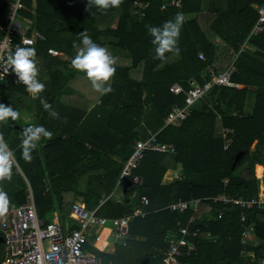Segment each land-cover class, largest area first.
<instances>
[{
	"label": "trees",
	"instance_id": "16d2710c",
	"mask_svg": "<svg viewBox=\"0 0 264 264\" xmlns=\"http://www.w3.org/2000/svg\"><path fill=\"white\" fill-rule=\"evenodd\" d=\"M12 1L0 0V25ZM142 1L149 3L144 15L133 0H123L120 7L107 11L86 10L87 0H22L21 18L25 15L34 27L28 33L35 29L45 37L33 46L39 79L46 85L42 95L59 117L52 118L10 71L0 80V103L11 105L21 117L0 124V132L31 184L38 215L44 216L53 207L65 211L63 199L68 193L82 196L85 206L96 208L99 216H130L125 245H116L112 252L91 251L98 264H160L169 240L179 236L184 226L195 233L187 238L196 250L180 257L179 264H264V208L243 209L236 202L211 200L220 193L246 200L257 196L256 166L263 169L264 189V33L247 39L257 18L253 5L264 0H183L181 7L164 10L160 8L164 0ZM205 1H209L206 9ZM178 12L185 17L180 52L157 60L148 27L162 25ZM85 30L100 46L128 53L118 58L108 50L117 65L113 91L107 95L95 92L86 75L72 67L77 51L73 42L79 44V34ZM14 42L20 44V35ZM50 47L62 55L51 56ZM199 51L204 60L198 58ZM231 62V80L242 87L213 85L186 119L164 126L170 109L184 103L183 93L169 90L172 84L185 90L191 83L203 84L210 79L208 66L218 73ZM250 90L254 101L248 112ZM97 101L104 115L89 136L82 137L75 130L91 117ZM26 117H34L53 133L52 139L41 141L31 163L21 158L20 149L22 129L29 123ZM143 124L154 131L163 126L157 140L174 146L171 160L180 166L184 179L161 184L169 158L165 152L152 151L134 170L142 177L140 184L119 178L133 142L143 135ZM224 127L233 130V142L227 149L223 148ZM84 175L88 176L82 192L78 181ZM194 175L199 179L190 178ZM16 176L13 168L11 181L0 184H10ZM52 194L58 201L55 205ZM24 197L22 186L11 199L20 204ZM178 198L202 200L196 212L169 210L168 205ZM242 213L244 221L240 220ZM249 226L252 232L243 243L242 233ZM3 245L0 230V259Z\"/></svg>",
	"mask_w": 264,
	"mask_h": 264
},
{
	"label": "built area",
	"instance_id": "2783aa9c",
	"mask_svg": "<svg viewBox=\"0 0 264 264\" xmlns=\"http://www.w3.org/2000/svg\"><path fill=\"white\" fill-rule=\"evenodd\" d=\"M183 0H164L160 4L161 9L179 8ZM134 7L142 10L139 13L144 15L143 10L149 5L148 2L142 0H133ZM24 9L22 0H14L9 4L5 14V21L0 25L2 36L0 37V46L8 45L13 51L15 50V38L20 35V44L23 41L30 40L33 46L37 40H43L44 34L30 30L31 26L27 24L24 18H21V10ZM257 18L253 23L248 37L264 33V2L256 5ZM244 44L238 52L243 49ZM47 52L53 56H61L62 52L56 48L50 47ZM6 51L4 59H0V64L6 60ZM198 58L205 59L203 52L198 53ZM234 60V59H233ZM11 70H9L10 73ZM207 71L210 79L203 84H195L188 89L174 83L169 90L175 94H184V103L182 106H173L165 116L163 123L165 125L176 124L186 119L191 112L194 104L200 100L213 85L236 87L237 83L231 80L233 72L232 62L223 71L216 73L212 67L208 66ZM3 72V67H0ZM7 73V74H9ZM6 75V74H5ZM223 138L225 140V148H228L233 141V130L231 128L223 129ZM148 151L152 152H174V146L169 143H161L157 140V133H152L145 139H137L134 142L131 154L125 160L119 178H131L135 184L141 183V178L134 174L141 159ZM16 172H21L18 164L14 167ZM226 183V180H224ZM214 202H223L225 204L236 202L243 209L256 207L264 208V191L261 189L257 196L251 199H234L225 194H218L212 198ZM201 199L191 198L188 200L178 199L169 204L172 211H184L191 209L196 212ZM146 202V200H143ZM10 212L4 221H0V230L4 235V251L0 259V264H98L97 259L92 254L84 250L87 242V233L89 225L105 224L109 222L116 229V236L119 239L127 235L128 217L112 218L107 220L96 214V209H88L79 202H74L70 209V218H72L77 227L67 229L59 214H54L52 220H45L38 216L32 192L28 186L26 201L20 204H12ZM220 217V215H218ZM193 220V217L190 219ZM241 221L245 220L242 213ZM252 226H249L242 233V242L244 243L250 233ZM195 233H189L186 228L179 230V236L169 240V246L165 251L160 264H179V259L183 255H190L196 250L194 242L188 240V236ZM47 241V246L45 242ZM252 255V253H251Z\"/></svg>",
	"mask_w": 264,
	"mask_h": 264
},
{
	"label": "clouds",
	"instance_id": "9594fccd",
	"mask_svg": "<svg viewBox=\"0 0 264 264\" xmlns=\"http://www.w3.org/2000/svg\"><path fill=\"white\" fill-rule=\"evenodd\" d=\"M123 0H87L86 10L90 11L93 7L100 11H107L110 8H118ZM185 23L183 13L178 12L173 19L166 20L159 26H149L148 33L152 37L151 43L154 45L155 59L165 61L167 54H179V39L181 29ZM80 43L73 42V47L77 49L76 55L72 59V67L86 75L93 90L100 95H107L113 91L111 82L116 75V58L106 49L100 46L91 38L87 30L80 32ZM25 46L17 44L13 51L7 44L0 46V59H4L6 51V60L0 67V80L9 70L15 73L17 83L23 84L27 93L33 99H38L42 107L52 118H58L52 105L43 97L46 85L40 81V70L38 68L37 51L30 40L23 41ZM21 114L11 105L0 103V124H6L9 120L15 122L19 120ZM53 133L43 125L28 124L22 129L20 137L21 158L26 163L33 160L35 152L42 140L52 139ZM18 161L15 153L10 148L5 139L4 133L0 132V182L11 181L13 168ZM11 199L8 193L0 188V221L6 220L10 208H12Z\"/></svg>",
	"mask_w": 264,
	"mask_h": 264
},
{
	"label": "crops",
	"instance_id": "0c3cea01",
	"mask_svg": "<svg viewBox=\"0 0 264 264\" xmlns=\"http://www.w3.org/2000/svg\"><path fill=\"white\" fill-rule=\"evenodd\" d=\"M24 4V3H23ZM208 4H209V1L208 2H204L203 3V7H204V9H206L207 8V6H208ZM256 5L257 4H254L253 5V8H256ZM24 8H25V5H24ZM22 15V14H21ZM191 16H193V15H189V16H187V17H191ZM23 18L26 20V22H27V24H29L30 26H31V29H33L34 27H33V25H32V23L28 20V18L24 15L23 16ZM35 30V29H34ZM38 31V30H37ZM40 32V31H39ZM249 38V37H248ZM247 38V39H248ZM108 50L115 56V57H118V58H124V57H126V56H128V53H127V51H125V50H121V49H118V48H116V47H113V46H111V47H108ZM118 52H119V54H118ZM199 52H202V51H199ZM198 52V53H199ZM62 55V54H61ZM197 56H198V54H197ZM234 59V57L232 58V60ZM230 65V64H229ZM191 82H192V80H191ZM196 83H191V86H193V85H195ZM190 86V87H191ZM226 87V86H225ZM236 87H242V85H240V84H238L237 83V86ZM251 92L249 93V96H248V98H247V104H246V111H248V112H250L251 111V109H252V106H253V101H254V96L252 95V90H250ZM96 106H93L92 107V110L90 111V115H91V117L89 118V117H87L82 123H81V126H80V128H78V130H75L80 136H84V137H88L89 136V132H90V130H92V129H94V127L96 126V125H98V123L100 122V120H101V118L103 117V115H104V112L102 111V110H99L98 108H99V106H97V105H99V102L97 101L96 102V104H95ZM183 105V104H182ZM181 105V106H182ZM26 119L27 120H29V123L28 124H36V125H38L37 123H36V121L34 120V117L31 119V117H26ZM163 127V126H162ZM162 127H160L158 130H156V131H154V130H152V129H150L149 127H147V125L146 124H143L142 126H141V131H142V136H141V138H139V139H145V138H147L148 136H150L152 133H157ZM224 128H229V127H224ZM223 128V129H224ZM222 139H223V148L224 149H227V148H225V140H224V138H223V132H222ZM137 140V139H136ZM135 142V141H134ZM134 142H133V145H134ZM233 142V141H232ZM170 144V143H169ZM132 149H133V146H132ZM14 152V151H13ZM132 152V151H131ZM165 153H167V157L169 158V160L167 159V162H168V168H167V170H166V172H165V174H164V176H163V178H162V181H161V184H164V185H167V184H170L171 182H173L174 180H178V181H180L181 179H184L185 177H184V173H183V171H182V169L180 168V166L178 165V164H176V163H174L171 159H172V154L174 153V152H165ZM131 154V153H130ZM125 162V161H124ZM124 162H123V164H124ZM18 164V166H19V168H20V171L21 172H16L15 171V168H14V173L17 175L13 180H12V183H10V184H7V185H2V184H0V187L1 188H3V190L4 191H6L7 193H8V196H9V198L11 199V197L14 195V193L15 192H17L19 189H21L22 188V186H23V189H24V192H25V197H24V201L23 202H25L26 201V195H27V192H28V186H29V188H30V190H31V192H32V195H33V200H34V203H35V207H36V211H37V205H36V202H35V195H34V192H33V189H32V187H31V184H30V182L28 181V178L26 177V175H25V173L23 172V170L21 169V167H20V165H19V163H17ZM257 167H260V169H261V173L260 174H257ZM121 172V171H120ZM87 176L88 175H84L79 181H78V189L80 190V191H82V192H84L85 191V189H86V182H87ZM140 178H141V180H142V177L140 176V175H138ZM255 176H256V178L258 179V181H259V190L261 189V185H262V182H263V169H262V167L261 166H256V168H255ZM190 178H192V177H190ZM224 180H226V182H227V179H224ZM224 180H223V183H225L224 182ZM50 187V186H49ZM48 187V188H49ZM259 190H258V192H259ZM112 193H113V191H112ZM111 193V194H112ZM110 194V195H111ZM220 194H225V193H220ZM226 195V194H225ZM217 196V195H216ZM52 198L51 199H53V204L55 205V204H57L58 203V201H57V199L55 198V195L54 194H52V196H51ZM213 197H215V196H213ZM213 197H211V200L213 201ZM178 199H183V198H178ZM178 199H176V200H178ZM191 199V198H190ZM199 199H201V198H199ZM175 200V201H176ZM183 200H188V199H183ZM202 200V199H201ZM71 201H73L72 203H74V202H79V203H81V204H83L84 206H85V203H84V200H83V198H82V196H79V195H72V194H68V193H66L65 195H64V199H63V204H67L66 206V208H65V211H60L58 208H55V207H53L50 211H48L47 213H51V217H50V219H48L47 218V213L44 215V216H39V217H41V218H44L45 220H52V218H53V215L56 213V214H59L60 216H61V218H62V220H63V224H64V226L67 228V229H71V228H74V227H71V228H69V226H68V223H67V221H65L64 220V217H68L69 219H72V218H70V209H71V205L72 204H70V202ZM11 202H12V204H16L14 201H12V199H11ZM22 202V203H23ZM214 202V201H213ZM171 204V203H170ZM239 205V204H238ZM169 206V205H168ZM86 207V206H85ZM87 208V207H86ZM169 208V207H168ZM69 209V212H66V210H68ZM94 209H96V208H94ZM170 210V209H169ZM172 211V210H171ZM185 211V210H184ZM184 211H177V212H184ZM37 214H38V211H37ZM99 216V215H98ZM99 217H102V218H105V219H107V220H110V219H112V218H121V217H128V226H129V222H130V219H131V217L130 216H121V217H105V216H99ZM193 216H191V218H192ZM190 218V219H191ZM73 220V219H72ZM189 221H191V220H189ZM105 224H109L112 228V235L111 234H107V235H105V236H101L99 233H97V232H95L94 233V235L91 233V232H89L88 231V235H87V238H88V236H94V239H95V241L97 242V244H98V247H99V250L98 251H101V252H112L113 251V249L115 248V246L116 245H125L126 244V242H127V238H128V226H127V235L124 237V238H122V239H119L117 236H116V229H115V227L112 225V224H110L109 222H107V223H105ZM105 224H103V225H105ZM95 225H101V224H95ZM76 227H77V224H76ZM181 228H186L187 230H188V228H187V226H184V227H181ZM181 228H179V230L181 229ZM108 231V230H107ZM107 231H104V232H107ZM189 231V230H188ZM190 233V232H189ZM101 242V243H100ZM86 245L87 246H89V242L87 243H85V245H84V250H85V248H86ZM3 251H4V245H3V250H2V253H3ZM86 251V250H85ZM87 252V251H86ZM88 253H90V254H92L90 251L88 252ZM93 255V254H92ZM94 256V255H93Z\"/></svg>",
	"mask_w": 264,
	"mask_h": 264
},
{
	"label": "rangeland",
	"instance_id": "374dc122",
	"mask_svg": "<svg viewBox=\"0 0 264 264\" xmlns=\"http://www.w3.org/2000/svg\"><path fill=\"white\" fill-rule=\"evenodd\" d=\"M118 54H119V52H118ZM260 173H261L260 171H257V174H260ZM191 177L194 180H198L199 179V177L197 175H194V176H191ZM261 190L264 191L263 182H262V185H261ZM50 217H51V213H47V218L50 219ZM64 220L67 221L69 228L76 227V222L74 220L69 219L68 217H64ZM62 222H63V220H62ZM111 228L112 227L109 224H105V225H95V224L92 225L91 224L88 227V231L91 232L93 235H94L95 232H97L103 237V236H105L107 234H111L112 235V229ZM104 231H107V232H104ZM93 235L92 236H88V238H87V243L89 242V246L86 245V248H85V250L87 252H89V251L91 252L92 250H99L98 244L95 241ZM45 245L47 246V241L45 242Z\"/></svg>",
	"mask_w": 264,
	"mask_h": 264
}]
</instances>
